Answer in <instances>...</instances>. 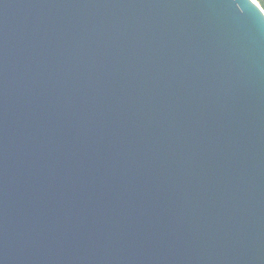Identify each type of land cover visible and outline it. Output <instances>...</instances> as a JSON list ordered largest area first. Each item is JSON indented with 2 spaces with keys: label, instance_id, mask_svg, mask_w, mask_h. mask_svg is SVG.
<instances>
[{
  "label": "water",
  "instance_id": "water-1",
  "mask_svg": "<svg viewBox=\"0 0 264 264\" xmlns=\"http://www.w3.org/2000/svg\"><path fill=\"white\" fill-rule=\"evenodd\" d=\"M255 0H0V264H264Z\"/></svg>",
  "mask_w": 264,
  "mask_h": 264
},
{
  "label": "trees",
  "instance_id": "trees-1",
  "mask_svg": "<svg viewBox=\"0 0 264 264\" xmlns=\"http://www.w3.org/2000/svg\"><path fill=\"white\" fill-rule=\"evenodd\" d=\"M261 7H264V4L261 3V0H257Z\"/></svg>",
  "mask_w": 264,
  "mask_h": 264
},
{
  "label": "snow or ice",
  "instance_id": "snow-or-ice-1",
  "mask_svg": "<svg viewBox=\"0 0 264 264\" xmlns=\"http://www.w3.org/2000/svg\"><path fill=\"white\" fill-rule=\"evenodd\" d=\"M261 3L264 4V0H261ZM261 11H264V7L261 8Z\"/></svg>",
  "mask_w": 264,
  "mask_h": 264
},
{
  "label": "built area",
  "instance_id": "built-area-1",
  "mask_svg": "<svg viewBox=\"0 0 264 264\" xmlns=\"http://www.w3.org/2000/svg\"><path fill=\"white\" fill-rule=\"evenodd\" d=\"M256 1V0H255ZM257 2V1H256Z\"/></svg>",
  "mask_w": 264,
  "mask_h": 264
},
{
  "label": "rangeland",
  "instance_id": "rangeland-1",
  "mask_svg": "<svg viewBox=\"0 0 264 264\" xmlns=\"http://www.w3.org/2000/svg\"><path fill=\"white\" fill-rule=\"evenodd\" d=\"M257 1V0H256ZM258 2V1H257Z\"/></svg>",
  "mask_w": 264,
  "mask_h": 264
}]
</instances>
